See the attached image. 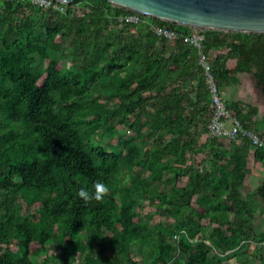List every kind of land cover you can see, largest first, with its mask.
<instances>
[{"label": "trees", "instance_id": "16d2710c", "mask_svg": "<svg viewBox=\"0 0 264 264\" xmlns=\"http://www.w3.org/2000/svg\"><path fill=\"white\" fill-rule=\"evenodd\" d=\"M134 14L107 0H76L66 12L0 0V264H40L49 243L60 253L42 264H75L79 253L83 264H138L135 243L151 255L143 264H225L244 241L264 243L250 200L264 205V180L248 198L241 193L249 163L264 164V146L252 153L239 138L225 151L232 140L211 137L213 165L197 169L212 113L200 52L151 26L194 28L125 20ZM203 32L221 92L252 74L264 97V34ZM227 107L253 129L257 107ZM122 128L132 137L120 138ZM256 132L264 140V128ZM97 180L109 191L86 203L78 191H95ZM142 199L164 206L174 227L143 224Z\"/></svg>", "mask_w": 264, "mask_h": 264}, {"label": "rangeland", "instance_id": "374dc122", "mask_svg": "<svg viewBox=\"0 0 264 264\" xmlns=\"http://www.w3.org/2000/svg\"><path fill=\"white\" fill-rule=\"evenodd\" d=\"M87 12V8L82 5H76L74 14L77 16H84ZM145 16V15H144ZM148 17V16H147ZM216 52H212L210 54L211 58H214L216 56ZM232 64V62H230ZM254 78L252 74L248 75H241L239 76V82L238 84L231 85L228 88H225L222 90V97L224 101L226 102V105L229 102L238 101L240 102V105L244 111H247L250 106L257 107L259 109V113L257 116L254 117V126L253 129L255 131L261 130L264 128V97L259 93V91L254 86ZM99 99L108 104L109 107H115L116 103L114 100L106 99L104 94H101L99 96ZM260 128V129H259ZM120 138H131L132 133L128 131L127 128H122L120 133L118 134ZM229 143V142H228ZM229 147V144L226 145ZM253 147V146H252ZM124 154L127 155V150L124 149ZM207 157V156H205ZM205 157H202L201 162L197 163V166L205 165V162L208 160ZM139 169L137 167L134 168L133 173H130V175L137 174ZM124 173L127 174V170H124ZM150 173L148 171H144L143 176L145 178H148ZM130 179H128V182L130 183ZM185 179H181V183L185 184ZM254 194V193H251ZM248 198V196H247ZM254 214V221L253 224L255 228L257 229V232H263L264 233V205L262 202H260L258 199L250 198ZM136 211L139 214V218H141V222L143 224H146L149 228H154L155 224L159 220L160 222H164L169 227H174L175 221L166 213L164 206H151L147 200H140L138 204L135 207ZM258 211L260 213H258ZM25 212L24 207L22 208V213ZM155 214H159V219H156ZM115 232H118L121 230V225L119 223H116L114 226ZM207 234L210 235L212 233V228L210 225H207ZM104 235L106 237H110L111 233L104 231ZM83 237L87 239V233H83ZM171 242L174 243V239H171ZM251 245V244H250ZM245 246L242 250L238 251V253L235 255H231L230 258L225 262V264H264V253L263 255H258L257 257H249L254 256L252 252H254L255 248L258 246L252 245L251 247ZM264 245V244H263ZM261 246L262 248L264 246ZM249 248V249H248ZM131 252L133 255L134 260L138 264H143L144 261H146L151 255L147 254V256H143L141 253V244L135 243L131 246ZM251 252V253H250ZM60 253L58 247L55 243H49L47 245L46 251L42 252L38 257L35 258V260L42 264L47 256L53 255L56 256ZM84 263V255L82 253L78 254L77 262L75 264H83Z\"/></svg>", "mask_w": 264, "mask_h": 264}, {"label": "water", "instance_id": "95a60500", "mask_svg": "<svg viewBox=\"0 0 264 264\" xmlns=\"http://www.w3.org/2000/svg\"><path fill=\"white\" fill-rule=\"evenodd\" d=\"M70 5L76 0H56ZM112 6L195 29L264 34V0H107Z\"/></svg>", "mask_w": 264, "mask_h": 264}, {"label": "built area", "instance_id": "2783aa9c", "mask_svg": "<svg viewBox=\"0 0 264 264\" xmlns=\"http://www.w3.org/2000/svg\"><path fill=\"white\" fill-rule=\"evenodd\" d=\"M21 2H28L39 8L46 10H56L60 12H66L69 5L56 0H18ZM128 22L133 23H145L144 15L136 13L125 18ZM154 33L162 39L168 41L183 40L185 43L197 48L200 52L199 63L204 70V75L207 83V87L211 94L212 101V113L208 126V135L212 138H225L232 141H236L239 138H246L251 146L254 148H260L264 146V140L253 129H247L242 122L235 117L228 109L226 102L222 97V92L215 80L212 65L209 61V56L204 53L205 34L203 29H195L190 35H184L176 30L169 29L157 24L151 26ZM177 239V238H175ZM174 239V240H175ZM256 239L244 241L243 246L249 243H254Z\"/></svg>", "mask_w": 264, "mask_h": 264}, {"label": "crops", "instance_id": "0c3cea01", "mask_svg": "<svg viewBox=\"0 0 264 264\" xmlns=\"http://www.w3.org/2000/svg\"><path fill=\"white\" fill-rule=\"evenodd\" d=\"M211 140H212V138L208 135V133L203 134V136L201 137V143L205 144V148H204V154L205 155H203L201 157H198L195 164L200 163L202 157H205V156H207L205 158L208 159V160L205 162V165H202V164L200 166L196 165L197 169H199V170L210 169L211 166L213 165L212 164V152H211ZM235 142L236 141H226L222 145V149L225 150V151L234 150ZM228 144H229V147L226 146ZM218 145H220V142L217 143V146ZM254 150H255V148L252 147L251 148V152L254 153ZM248 168L250 170V173L247 175V177L245 179V184H244V186H243V188L241 190V193H242V195L244 197H247V196L251 195V193H255L257 188L261 185V183L264 180V164L257 163V162H252V163H249ZM258 213H260V212L258 211ZM253 214H255L254 211H253ZM263 244H258L257 241H255L254 243H249L248 245H245V246H249L250 245V247L252 245L258 246L257 255L256 256H250L249 255V257H254L255 258L258 255H263L264 247L263 248L261 247Z\"/></svg>", "mask_w": 264, "mask_h": 264}, {"label": "clouds", "instance_id": "9594fccd", "mask_svg": "<svg viewBox=\"0 0 264 264\" xmlns=\"http://www.w3.org/2000/svg\"><path fill=\"white\" fill-rule=\"evenodd\" d=\"M95 191L90 190L87 187H81L78 191V195L84 199V201L87 203L92 200H101L103 199V196L105 193L109 191L108 186L100 181L97 180L94 184Z\"/></svg>", "mask_w": 264, "mask_h": 264}]
</instances>
